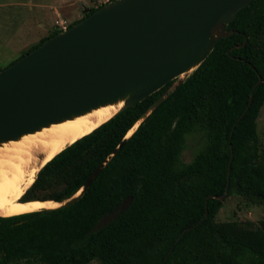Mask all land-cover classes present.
I'll use <instances>...</instances> for the list:
<instances>
[{
    "label": "trees",
    "instance_id": "16d2710c",
    "mask_svg": "<svg viewBox=\"0 0 264 264\" xmlns=\"http://www.w3.org/2000/svg\"><path fill=\"white\" fill-rule=\"evenodd\" d=\"M97 10L91 8L83 19ZM227 30L233 33L219 40L182 85L168 83L41 169L23 202L64 203L110 159L75 204L0 217V264H264V219L217 221L228 198L264 205V143L258 133L264 107V0H254ZM60 33H51L24 56ZM195 133L204 143L185 164L182 153ZM226 192L224 201L209 200L204 219L207 199Z\"/></svg>",
    "mask_w": 264,
    "mask_h": 264
},
{
    "label": "water",
    "instance_id": "95a60500",
    "mask_svg": "<svg viewBox=\"0 0 264 264\" xmlns=\"http://www.w3.org/2000/svg\"><path fill=\"white\" fill-rule=\"evenodd\" d=\"M253 1H110L0 72V144L93 109L125 101L122 112L170 82L175 81L174 87L182 85L208 58L219 40L233 33L227 30V25L235 22L238 14ZM183 75L187 76L182 78ZM262 81L260 78L254 87L243 117ZM167 96L168 93L161 96L140 123ZM126 140L114 155L124 147ZM231 151L232 163V145ZM109 160L96 169L74 197L64 203L56 202L60 204L58 208L78 202ZM226 196L227 192L223 197L207 199L204 219L208 217L209 200L224 201ZM132 200L123 203L122 211ZM196 227L186 229L178 241Z\"/></svg>",
    "mask_w": 264,
    "mask_h": 264
},
{
    "label": "rangeland",
    "instance_id": "374dc122",
    "mask_svg": "<svg viewBox=\"0 0 264 264\" xmlns=\"http://www.w3.org/2000/svg\"><path fill=\"white\" fill-rule=\"evenodd\" d=\"M102 0H0V70L22 59L32 47L55 31L60 21L82 20L86 11L96 8ZM99 8V7H98ZM60 32V31H59ZM178 81V80H177ZM258 133L264 143V107L258 120ZM202 134H192L187 138L182 153V161L191 163L203 145ZM264 219V205L250 204L239 197L225 201L217 216V221H251L259 223ZM90 264H100L94 261Z\"/></svg>",
    "mask_w": 264,
    "mask_h": 264
},
{
    "label": "bare ground",
    "instance_id": "6f19581e",
    "mask_svg": "<svg viewBox=\"0 0 264 264\" xmlns=\"http://www.w3.org/2000/svg\"><path fill=\"white\" fill-rule=\"evenodd\" d=\"M186 76L183 75L182 78ZM124 104L125 101H120L102 106L71 120L1 143L0 217L22 216L58 208L60 204L53 201L23 202L22 199L43 167L66 148L110 121Z\"/></svg>",
    "mask_w": 264,
    "mask_h": 264
},
{
    "label": "built area",
    "instance_id": "2783aa9c",
    "mask_svg": "<svg viewBox=\"0 0 264 264\" xmlns=\"http://www.w3.org/2000/svg\"><path fill=\"white\" fill-rule=\"evenodd\" d=\"M109 2H110V0H102L100 2L99 6L102 7V6L106 5V4H108ZM56 25H57V27H58L60 32L66 31V30H68L71 27V25L68 22H65V21L57 22Z\"/></svg>",
    "mask_w": 264,
    "mask_h": 264
},
{
    "label": "flooded vegetation",
    "instance_id": "af4514ba",
    "mask_svg": "<svg viewBox=\"0 0 264 264\" xmlns=\"http://www.w3.org/2000/svg\"><path fill=\"white\" fill-rule=\"evenodd\" d=\"M98 7H100V6H98ZM98 7H97V8H98Z\"/></svg>",
    "mask_w": 264,
    "mask_h": 264
}]
</instances>
